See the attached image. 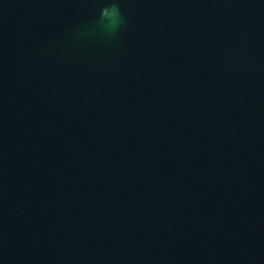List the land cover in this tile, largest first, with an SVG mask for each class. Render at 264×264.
Segmentation results:
<instances>
[{
	"label": "water",
	"instance_id": "water-1",
	"mask_svg": "<svg viewBox=\"0 0 264 264\" xmlns=\"http://www.w3.org/2000/svg\"><path fill=\"white\" fill-rule=\"evenodd\" d=\"M0 264H264V0H0Z\"/></svg>",
	"mask_w": 264,
	"mask_h": 264
},
{
	"label": "clouds",
	"instance_id": "clouds-1",
	"mask_svg": "<svg viewBox=\"0 0 264 264\" xmlns=\"http://www.w3.org/2000/svg\"><path fill=\"white\" fill-rule=\"evenodd\" d=\"M111 10L112 29L114 30L121 23L120 10L116 4H112L110 7H105L101 10V17L107 16Z\"/></svg>",
	"mask_w": 264,
	"mask_h": 264
}]
</instances>
